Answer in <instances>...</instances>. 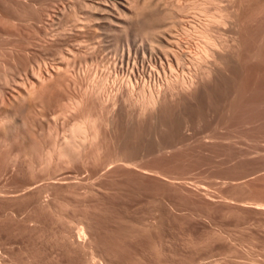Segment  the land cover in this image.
<instances>
[{"label": "rangeland", "instance_id": "374dc122", "mask_svg": "<svg viewBox=\"0 0 264 264\" xmlns=\"http://www.w3.org/2000/svg\"><path fill=\"white\" fill-rule=\"evenodd\" d=\"M84 2L0 0V264H264V0H218L215 65L143 115Z\"/></svg>", "mask_w": 264, "mask_h": 264}, {"label": "bare ground", "instance_id": "6f19581e", "mask_svg": "<svg viewBox=\"0 0 264 264\" xmlns=\"http://www.w3.org/2000/svg\"><path fill=\"white\" fill-rule=\"evenodd\" d=\"M84 1L80 10L86 11L87 14L97 13L100 16L94 18L90 15L88 19L77 20L78 23L75 25L77 30L86 29L92 22H104L107 26V31L102 36L90 38L83 42L86 45H82L83 43L81 42L77 43L79 49L81 51L85 50V52L92 55H97L100 50L107 53L108 61L104 65L108 64L109 68H112L115 72L119 71L125 76L123 81L121 80L122 77L119 79V76H115L117 73H112L113 75L109 76L112 78L115 87L118 86L117 89L120 88L117 93H121L119 91L125 89L127 96L122 91L124 97L130 101V104L137 106L141 110H139L140 113L143 112L142 115L155 108L164 98H167L168 94L166 92L173 94L175 90L183 89L190 85L194 79L192 78L193 76L191 77L192 81L191 78L186 77L187 72L190 74L192 73L191 71L198 74L202 72L203 75L208 72L211 69V64L217 61L218 52H216V49L222 47L221 49L223 50V45H225L226 41L225 37L229 34L228 32L225 34L224 31L218 32V37H215V32V36L213 35V29L216 27L217 29L222 27L225 30L229 26L227 24L229 22L227 18L229 19V17L225 16L220 8L221 6L217 5L216 2L218 0H188L191 2L190 5L184 6L182 4L178 8L169 10L167 8L165 10L158 8L157 4H152L150 0H143L142 3L137 5H134L132 0ZM186 4L189 3L187 2ZM211 5H214V8ZM210 6L212 9H210ZM174 13L176 15H173ZM139 19L141 21L144 19L145 21L139 22ZM231 24L229 27H231ZM132 28L135 34L131 39H128L126 34L127 36H124V40L122 34L124 35L128 30L129 32L130 30L133 31ZM125 44L127 49H125ZM66 52L69 56L65 57V60H67V66L70 67V56L73 58L78 55H76L78 52L70 47L66 48ZM98 59L97 56L96 60ZM93 60L91 61L93 62ZM87 64L89 63L87 62ZM88 69L91 70L89 67L87 72ZM210 71L208 74H210ZM190 74L187 75L189 76ZM105 75L107 74L105 73ZM108 75L110 74L108 73ZM100 79L102 78L100 77ZM108 79L103 78L99 81L100 86L97 89L100 92L107 86L106 82H108ZM165 94L166 97H164ZM118 95H112L114 97L111 100L114 104L118 102ZM162 97L164 98L162 99ZM89 130L90 128L88 129L87 125L81 124L79 127L72 128L70 133L77 134L78 142L80 141L82 144V142L84 143V141L88 140ZM73 142L75 141H72V145ZM78 142L74 144L79 145L80 143L78 144ZM67 143L61 148L67 150L68 146H70Z\"/></svg>", "mask_w": 264, "mask_h": 264}]
</instances>
